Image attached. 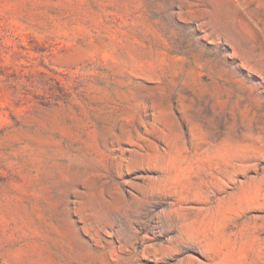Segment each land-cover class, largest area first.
Instances as JSON below:
<instances>
[{"label":"rangeland","instance_id":"rangeland-1","mask_svg":"<svg viewBox=\"0 0 264 264\" xmlns=\"http://www.w3.org/2000/svg\"><path fill=\"white\" fill-rule=\"evenodd\" d=\"M0 264H264V0H0Z\"/></svg>","mask_w":264,"mask_h":264}]
</instances>
